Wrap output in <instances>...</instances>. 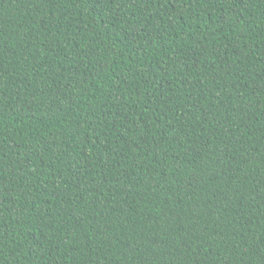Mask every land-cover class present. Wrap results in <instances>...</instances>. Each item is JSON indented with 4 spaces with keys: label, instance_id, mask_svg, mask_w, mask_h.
<instances>
[{
    "label": "trees",
    "instance_id": "1",
    "mask_svg": "<svg viewBox=\"0 0 264 264\" xmlns=\"http://www.w3.org/2000/svg\"><path fill=\"white\" fill-rule=\"evenodd\" d=\"M0 264H264V0H0Z\"/></svg>",
    "mask_w": 264,
    "mask_h": 264
}]
</instances>
